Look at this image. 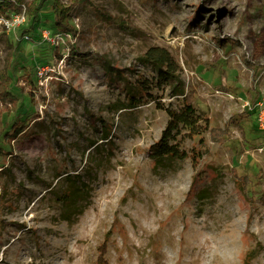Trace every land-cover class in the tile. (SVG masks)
I'll use <instances>...</instances> for the list:
<instances>
[{"label": "rangeland", "instance_id": "1", "mask_svg": "<svg viewBox=\"0 0 264 264\" xmlns=\"http://www.w3.org/2000/svg\"><path fill=\"white\" fill-rule=\"evenodd\" d=\"M59 1L74 36L0 12V129H24L0 133V264H264V0ZM152 46L206 118L172 132L175 156L151 157L156 103L181 105Z\"/></svg>", "mask_w": 264, "mask_h": 264}, {"label": "trees", "instance_id": "2", "mask_svg": "<svg viewBox=\"0 0 264 264\" xmlns=\"http://www.w3.org/2000/svg\"><path fill=\"white\" fill-rule=\"evenodd\" d=\"M22 5L27 7L28 16L31 19L28 28L29 32H34L35 29L38 28L42 17L45 16L42 15V10H48L49 14L46 15V17H50L44 22H47L49 27H43L42 29L49 30L51 34L67 33L73 36L75 35V30L69 23L71 7L64 6L59 0H0V12H3V10L10 6H13V12H17ZM25 31L28 32L27 30ZM141 60L155 71L156 83L154 85L149 84L150 82L148 79L144 77H139L135 81L124 79L122 91L131 102H138V100H142L146 96H151L150 90L152 89V85L157 86V84L160 83L170 86L174 84L172 87V94L181 97V105L179 108H173L171 105H163L159 102L156 103V107L164 110L168 119L162 130L160 139L152 146L151 157L160 158L167 155L175 156L176 150L168 142L172 136V132L178 131L180 128H187L192 136L196 134L199 135L202 126L200 121H204L203 127L206 128V118H201L197 114L193 104V92H184L183 83L177 74L176 63L165 48L157 46L149 47L144 52ZM0 77L3 79L9 78V80L11 78L8 73L6 75H0ZM8 88L9 87L3 90L1 96H8V98L11 99L10 96L12 93ZM18 129L20 132L24 131L22 127L13 122L9 129H4V127L3 129L1 128L0 133H3L1 130H5V134L14 136V133H16ZM220 137L222 138V136ZM218 139L219 137L214 138V140Z\"/></svg>", "mask_w": 264, "mask_h": 264}, {"label": "built area", "instance_id": "3", "mask_svg": "<svg viewBox=\"0 0 264 264\" xmlns=\"http://www.w3.org/2000/svg\"><path fill=\"white\" fill-rule=\"evenodd\" d=\"M23 20H24L23 15L19 14V13L15 14V16L12 18V21L16 22V23L23 22ZM7 24H9V22ZM263 104H264V95L261 96L259 99H257V101L255 103V105L257 106L256 119L258 122V126L264 132V107H263Z\"/></svg>", "mask_w": 264, "mask_h": 264}, {"label": "bare ground", "instance_id": "4", "mask_svg": "<svg viewBox=\"0 0 264 264\" xmlns=\"http://www.w3.org/2000/svg\"><path fill=\"white\" fill-rule=\"evenodd\" d=\"M233 7V6H232ZM234 8V7H233Z\"/></svg>", "mask_w": 264, "mask_h": 264}]
</instances>
